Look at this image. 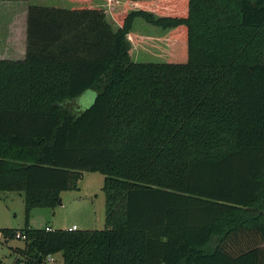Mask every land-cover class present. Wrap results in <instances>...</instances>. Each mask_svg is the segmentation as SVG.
<instances>
[{
    "label": "trees",
    "instance_id": "obj_1",
    "mask_svg": "<svg viewBox=\"0 0 264 264\" xmlns=\"http://www.w3.org/2000/svg\"><path fill=\"white\" fill-rule=\"evenodd\" d=\"M153 10L29 6L25 59H0V192L26 212L0 264H264V0ZM137 17L172 29L168 61L132 60ZM85 172L105 175V229L29 227Z\"/></svg>",
    "mask_w": 264,
    "mask_h": 264
},
{
    "label": "rangeland",
    "instance_id": "obj_2",
    "mask_svg": "<svg viewBox=\"0 0 264 264\" xmlns=\"http://www.w3.org/2000/svg\"><path fill=\"white\" fill-rule=\"evenodd\" d=\"M3 1V2H1ZM10 1V2H9ZM147 1V0H146ZM159 0H156L157 2ZM93 5L105 10L108 19L112 20L115 12L130 13L135 10L151 11L154 2L132 3L131 0H84L68 2L67 0H0V12L4 20L0 19V32L3 24L12 14L19 12V4L22 6H71ZM66 6V7H67ZM158 17V15H156ZM11 18V17H10ZM5 22V23H4ZM114 25L117 27L114 23ZM135 27L140 35L148 34L146 37L132 36L127 38L132 46V60L136 62H166L171 56L169 34L171 28H164L148 23L143 17H137ZM96 92L87 90L73 100V110L82 111L89 108L95 101ZM105 175L101 172H85L78 184V188L62 192V205L55 208H35L29 218V227L35 229L47 226L53 229H68L77 225L80 230H102L106 227L105 222V193L103 190ZM26 226L25 196L23 192L6 191L0 192V231L3 228L22 229ZM69 228V229H70ZM20 231H17V234ZM24 239L8 237L0 239V259L8 260L10 263L17 259L14 251L16 247H23ZM48 264H64L62 252L54 255V261Z\"/></svg>",
    "mask_w": 264,
    "mask_h": 264
},
{
    "label": "crops",
    "instance_id": "obj_3",
    "mask_svg": "<svg viewBox=\"0 0 264 264\" xmlns=\"http://www.w3.org/2000/svg\"><path fill=\"white\" fill-rule=\"evenodd\" d=\"M16 1H18V0H16ZM67 1L68 2H74V1H77V0H67ZM155 1L156 0H147V1L143 0V1L139 2L138 4L154 2L155 6H156V4L159 1H157V2H155ZM1 2H3V1H1ZM131 2L132 3H136L134 1H131ZM19 6H20L19 7V12H16V13L12 14V16H9V19H7V24L6 25L3 24V29H5V30L0 32V59H12V60H20L21 59L22 60V59H25V57H26L29 4L27 6H22V5L19 4ZM49 6H51V5H49ZM53 6L61 7V8H72V7L84 6V5H78V4H74L73 3V4H71L70 7L67 6V5H66L67 7L66 6H56V5H53ZM154 7L152 9H150L151 12H154V10H153ZM4 16L5 15H2L1 12H0V19L4 20ZM134 24H135V21H134ZM171 31H172V29H171ZM139 32L140 31L137 30L135 25H133V28L130 31V35L139 36V37L148 36V34H144V36L140 35ZM3 192H6V191H3ZM2 237H4V235L0 231V239Z\"/></svg>",
    "mask_w": 264,
    "mask_h": 264
},
{
    "label": "built area",
    "instance_id": "obj_4",
    "mask_svg": "<svg viewBox=\"0 0 264 264\" xmlns=\"http://www.w3.org/2000/svg\"><path fill=\"white\" fill-rule=\"evenodd\" d=\"M46 229L47 230H53V228L50 226H47ZM77 229H79L77 225H74V226H72V228H70V230H77ZM17 237L24 239L26 236L24 234L18 233ZM51 261H54V255L48 256L46 259V262L44 264H48V262H51Z\"/></svg>",
    "mask_w": 264,
    "mask_h": 264
},
{
    "label": "water",
    "instance_id": "obj_5",
    "mask_svg": "<svg viewBox=\"0 0 264 264\" xmlns=\"http://www.w3.org/2000/svg\"><path fill=\"white\" fill-rule=\"evenodd\" d=\"M6 262H8V260H6Z\"/></svg>",
    "mask_w": 264,
    "mask_h": 264
}]
</instances>
